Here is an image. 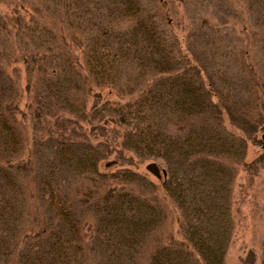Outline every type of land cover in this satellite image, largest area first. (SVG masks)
Listing matches in <instances>:
<instances>
[{
  "label": "trees",
  "instance_id": "16d2710c",
  "mask_svg": "<svg viewBox=\"0 0 264 264\" xmlns=\"http://www.w3.org/2000/svg\"><path fill=\"white\" fill-rule=\"evenodd\" d=\"M263 132L264 0H0V264H223Z\"/></svg>",
  "mask_w": 264,
  "mask_h": 264
},
{
  "label": "rangeland",
  "instance_id": "374dc122",
  "mask_svg": "<svg viewBox=\"0 0 264 264\" xmlns=\"http://www.w3.org/2000/svg\"><path fill=\"white\" fill-rule=\"evenodd\" d=\"M149 1V0H145ZM2 12H5L2 10ZM181 14V10L179 11ZM187 22V21H186ZM183 27V24L181 25ZM187 28V25H186ZM240 27H235L234 29H229L228 35L231 41L236 45L235 50L238 51L246 50V43L242 42V32L239 31ZM177 34L179 36L182 35L183 39L186 36V32H180V30L176 29ZM186 31V30H185ZM237 33V34H236ZM249 40V39H248ZM251 47L247 50L253 51L255 46L254 43L249 40ZM183 45V42H182ZM257 60V58L255 59ZM237 64V63H236ZM240 65V64H237ZM13 67V68H12ZM9 67L8 74L12 77L13 80L17 81V85L20 89L23 90L25 87V79L23 78L22 68L20 66H12ZM14 70V71H13ZM24 101L19 104V108L22 109ZM225 126L232 132H234L233 128L230 127L229 124L225 123ZM262 133L257 134V139L260 138ZM263 148L258 144H249L246 149V161H251L255 159L257 156L263 153ZM149 163H144L138 169V173L144 174L146 176L147 171L145 170V166ZM159 168V167H158ZM160 171H163L162 168H159ZM149 174V173H148ZM151 176V175H150ZM235 180L233 183V205H231V213L233 217L234 223V231L231 239V244L229 249L225 255V259L223 264H244L243 259L246 257L248 252H252L255 257H259L262 241H263V232H264V218L262 210L253 206L250 202H256L257 204L263 203V198H261V190L263 189V185L261 183H256L252 189L243 191L244 194H240V186L243 187V179L244 175L238 171V174L235 176ZM154 180V179H153ZM257 181V180H256ZM236 192L238 194H236ZM240 192V193H239ZM252 192L257 195L254 196L256 199L251 200ZM259 193V196H258ZM164 215L166 217L165 222L163 223L161 229L157 231L156 236L159 238L160 243H165V239H173L177 240V224H176V210L175 208H164ZM29 222V221H27ZM158 240V241H159ZM147 251H144L142 255H140L138 260L139 264H144L147 256ZM255 264H258L256 261Z\"/></svg>",
  "mask_w": 264,
  "mask_h": 264
},
{
  "label": "water",
  "instance_id": "95a60500",
  "mask_svg": "<svg viewBox=\"0 0 264 264\" xmlns=\"http://www.w3.org/2000/svg\"><path fill=\"white\" fill-rule=\"evenodd\" d=\"M260 141H261V146L264 149V132L260 135ZM111 163H107L106 167L110 166ZM145 170L153 176L155 179H160V175H164V171H160L159 168L153 164L149 163L145 166Z\"/></svg>",
  "mask_w": 264,
  "mask_h": 264
}]
</instances>
